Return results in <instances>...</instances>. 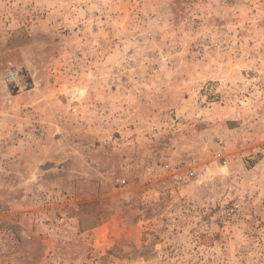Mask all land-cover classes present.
Returning a JSON list of instances; mask_svg holds the SVG:
<instances>
[{"label":"rangeland","instance_id":"obj_1","mask_svg":"<svg viewBox=\"0 0 264 264\" xmlns=\"http://www.w3.org/2000/svg\"><path fill=\"white\" fill-rule=\"evenodd\" d=\"M0 264H264V0H0Z\"/></svg>","mask_w":264,"mask_h":264},{"label":"built area","instance_id":"obj_2","mask_svg":"<svg viewBox=\"0 0 264 264\" xmlns=\"http://www.w3.org/2000/svg\"><path fill=\"white\" fill-rule=\"evenodd\" d=\"M13 77L14 75L11 73V72H7L6 74V79L7 80H13ZM195 174L193 172H190L189 173V176L190 177H193ZM203 177H207V174L206 173H203L202 174ZM239 210V204L235 203L233 205H231L230 207L228 208H225L222 212V214L226 217V218H231L233 217L237 211Z\"/></svg>","mask_w":264,"mask_h":264}]
</instances>
